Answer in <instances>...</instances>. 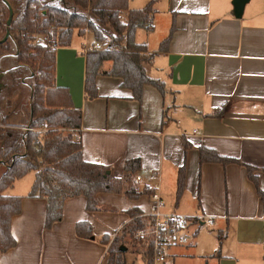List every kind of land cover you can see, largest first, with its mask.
Wrapping results in <instances>:
<instances>
[{
  "label": "crops",
  "instance_id": "0c3cea01",
  "mask_svg": "<svg viewBox=\"0 0 264 264\" xmlns=\"http://www.w3.org/2000/svg\"><path fill=\"white\" fill-rule=\"evenodd\" d=\"M150 1L129 0L128 7ZM232 1L153 0L152 23L136 30L135 41L154 54L145 71L161 89L145 84L140 100L109 75L96 76V97L85 96V54L99 49L91 32L74 31L69 45L54 48L55 84L81 110L83 159L118 178L128 160L139 159L138 189L150 182L155 190L137 198L99 192L94 211L83 195L66 198L61 220L45 228L46 200L27 196L35 178L29 171L4 191L22 199L10 221L16 244L0 254V264H108L110 246L128 242L131 213H145L153 191L164 210L193 219L190 237L168 248L165 264H264V0H250L240 18ZM87 35L89 47L82 44ZM201 147L238 162H201ZM244 165L255 168L256 184ZM180 168L184 189L177 196ZM78 223L85 224L82 235ZM124 257L126 264H146L132 250Z\"/></svg>",
  "mask_w": 264,
  "mask_h": 264
},
{
  "label": "trees",
  "instance_id": "16d2710c",
  "mask_svg": "<svg viewBox=\"0 0 264 264\" xmlns=\"http://www.w3.org/2000/svg\"><path fill=\"white\" fill-rule=\"evenodd\" d=\"M5 1L12 8V17L7 26L9 10L4 0H0V40L9 31L7 39L0 43V58L14 52V63L6 65V70L0 67V74L7 76L9 82V87L5 82L0 87V165L5 167L0 175V254L16 244L10 221L20 211L22 199L4 191L29 171L35 172V178L27 196L46 200L45 228L61 220L66 198L83 195L86 208L94 211L100 209L96 199L99 192L137 198L149 191L139 190L134 181L140 168L139 159L125 163L122 178L112 175L107 166L83 159L81 141L76 139L81 110L73 106L67 88L55 84V50L50 45H69L75 30L79 36L91 32L100 43L101 48L85 54L84 93L88 99L97 96V75L120 78V86L131 90L136 100L141 99L145 84L161 89V83L145 71L154 54L148 53L144 43L135 41L136 30L152 23L153 0L141 9H129V0ZM123 12L127 14L126 20H122ZM40 35L47 45L39 42ZM170 37L171 32L161 42L160 51L166 49ZM105 62H110L107 69L103 68ZM26 83L28 99L24 103H13L9 99L11 93L6 90H16ZM207 160L223 164L238 162L201 147L200 161ZM244 166L248 177L256 184L255 168ZM184 178V170L180 168L177 196L184 189ZM131 214L135 217L126 229L129 241L114 240L108 251V264H126L124 254L129 250L128 243L145 245L142 256L147 264L152 263L150 238L135 237L137 230L150 226L151 219L138 211ZM83 225L77 224L79 235H82Z\"/></svg>",
  "mask_w": 264,
  "mask_h": 264
},
{
  "label": "built area",
  "instance_id": "2783aa9c",
  "mask_svg": "<svg viewBox=\"0 0 264 264\" xmlns=\"http://www.w3.org/2000/svg\"><path fill=\"white\" fill-rule=\"evenodd\" d=\"M39 42L45 44L44 38L40 36ZM50 46L52 48L56 47L55 44H51ZM94 47L100 48L101 45L96 42ZM82 50L86 51L87 48L83 47ZM76 139L78 140L79 136H76ZM153 177L156 178V174ZM145 189L155 190V185L146 182ZM150 199L148 210L142 213V215L148 216L151 219V224L146 230H137L135 237L148 236L151 240L153 264H165L168 248L174 244L184 242L190 237L186 233V228L190 224V220L193 219L174 210H164L163 201L156 191L150 194ZM194 219L199 220L202 217L196 216ZM212 222L211 218L207 219L208 224Z\"/></svg>",
  "mask_w": 264,
  "mask_h": 264
},
{
  "label": "rangeland",
  "instance_id": "374dc122",
  "mask_svg": "<svg viewBox=\"0 0 264 264\" xmlns=\"http://www.w3.org/2000/svg\"><path fill=\"white\" fill-rule=\"evenodd\" d=\"M76 31V30H75ZM110 32H112L111 30H110ZM53 33H51L50 35H52ZM75 36H74V38H75V40L76 41H78L80 38L76 35V34H74ZM41 37H43L42 35H40ZM39 36V37H40ZM36 37V36H35ZM51 37H53V36H51ZM38 38V37H37ZM46 44V43H45ZM82 44H86L88 47L92 44V37L91 36H88L87 35V37L84 39V37H83V39H82ZM47 45V44H46ZM12 51H13V48L11 49ZM0 53H1V51H0ZM14 52H11L10 54H5L4 56H2L1 58H0V67L2 68V69H4V70H6V68H5V66L6 65H8L9 63L11 64V63H14ZM27 82H28V79L26 80ZM6 83L7 84V86L9 87V82H8V77L7 76H5V75H3L2 77H1V79H0V84H3V83ZM28 84L26 83V84H24V85H20L19 86V88L18 89H16V90H14L13 88L12 89H10V88H8L7 90H6V92H8V93H11L9 96V99L13 102V103H15V102H21V103H24L27 99H28V95H29V92H28V86H27ZM62 87V86H61ZM2 168H1V170H0V175L3 173V171L5 170V167L2 165L1 166ZM129 241V240H128ZM133 245V243H128V246H129V250L131 251H133V252H135V253H139L140 254V257L145 261V263L147 264V260L142 256V254H143V251L145 250V245H134V246H132ZM182 262H184V261H182ZM151 264H153V261H152V263Z\"/></svg>",
  "mask_w": 264,
  "mask_h": 264
},
{
  "label": "water",
  "instance_id": "95a60500",
  "mask_svg": "<svg viewBox=\"0 0 264 264\" xmlns=\"http://www.w3.org/2000/svg\"><path fill=\"white\" fill-rule=\"evenodd\" d=\"M250 0H233L232 1V5H233V14L234 16H236L237 18H240L243 14L244 11V7L245 5L249 2ZM4 2L6 3L8 10H9V15H8V19L6 21V25L8 26L10 24V20L12 17V8L11 6L8 4V2H6L4 0ZM9 36V31L7 30L4 37L0 40V43L5 41L7 39V37ZM2 77V74H0V79ZM0 87H2V84H0ZM122 250H125V248H122Z\"/></svg>",
  "mask_w": 264,
  "mask_h": 264
}]
</instances>
